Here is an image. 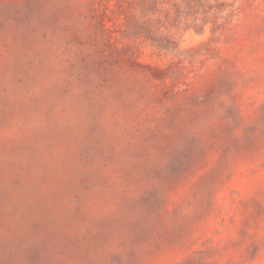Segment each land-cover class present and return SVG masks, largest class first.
<instances>
[{"label":"rangeland","instance_id":"374dc122","mask_svg":"<svg viewBox=\"0 0 264 264\" xmlns=\"http://www.w3.org/2000/svg\"><path fill=\"white\" fill-rule=\"evenodd\" d=\"M0 264H264V0H0Z\"/></svg>","mask_w":264,"mask_h":264}]
</instances>
